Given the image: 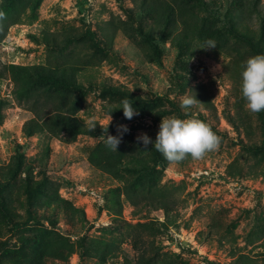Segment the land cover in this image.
Wrapping results in <instances>:
<instances>
[{
    "label": "rangeland",
    "instance_id": "obj_1",
    "mask_svg": "<svg viewBox=\"0 0 264 264\" xmlns=\"http://www.w3.org/2000/svg\"><path fill=\"white\" fill-rule=\"evenodd\" d=\"M203 1L210 8L205 13L200 12L201 22L193 25V18L184 17L188 29L193 27L194 46L180 51L169 39L163 40L161 65L146 62L140 49L143 45L138 39L127 40L121 35L114 41V53H99L85 36L61 50H48L31 39L44 30L84 33L89 28L99 31L104 22L126 21L121 8H131L130 0H44L35 20L8 30L0 41L1 72L10 64H65L76 56L87 60L90 68L85 74L91 78L94 91L77 99L73 115L85 125H112L116 136L117 126L125 125L127 133L137 142L130 144L121 138L114 151L104 140L84 135L69 143L62 139L52 140L45 162L47 171H41L32 162L41 147L39 137L26 140L21 133L23 124L32 115L14 101L12 83L3 73L0 99L5 105L0 113V183L4 182L7 170H12L15 146L23 148L21 152L27 168L21 169L3 189L5 206L14 220L8 227L0 216V264H126L125 260L134 263L138 256L130 239L143 232L133 228L137 224L159 228L152 240L153 249L158 248L160 258L168 264H232L239 255L256 264H264V150L253 154L242 149L250 143L259 145V122L256 113L246 108L243 97L236 107L235 89L227 76L230 57L243 63L252 55L245 46L228 39L221 25L210 18L212 10L218 12L217 4L223 5L225 1L223 14L238 25L257 34L260 20L244 0ZM258 9L264 18V0L258 2ZM180 28L181 24H177L174 33ZM203 31L206 42L214 41L215 48H203L205 42L199 49L198 38ZM262 50L264 54V36ZM103 86L127 90L143 101L145 109L141 112L136 109L138 114L130 120L124 117L121 109L118 116L111 114L108 109L120 108L124 99L102 93ZM198 86H204L211 95L213 110L191 109V116L201 118L213 129L221 138L219 147L199 160L189 155L163 170L158 167L133 186L134 191L155 192L158 196L154 194L153 201L162 197L171 200L173 211L169 222H165L161 211L151 207L134 214L123 196L120 197L122 210L118 211L111 190L122 189V183L93 168L87 162L85 149L101 145L125 159L133 158L149 165L152 145L145 149L137 137L147 134L154 142L162 118H184L182 99L196 94ZM76 95L69 96V106ZM172 104H176L179 113L173 111ZM205 170L207 175L201 174ZM129 177L123 179L128 182ZM41 180L43 183L39 187L37 184ZM26 191L35 192L29 201ZM55 192L83 211L84 223L59 212L53 213L50 223L42 220L49 216V198ZM28 207L37 216L38 224L28 222L24 225V211ZM16 222L21 227L14 231L12 226ZM80 238L93 241L94 248L85 259L80 258L76 244L66 263L52 261L41 253L48 243L62 240L76 243ZM114 239L120 242L118 258H112L106 248Z\"/></svg>",
    "mask_w": 264,
    "mask_h": 264
},
{
    "label": "trees",
    "instance_id": "obj_2",
    "mask_svg": "<svg viewBox=\"0 0 264 264\" xmlns=\"http://www.w3.org/2000/svg\"><path fill=\"white\" fill-rule=\"evenodd\" d=\"M44 0H1L0 3V41L4 40L8 30L25 22H31L37 18V12ZM131 8H121L122 13L126 17V21L104 22L99 31L86 29L84 33H73L69 31L50 32L44 30L37 37L32 36L34 43L43 46L48 50H55L68 46L71 42L76 41L82 36L88 37L96 51L104 53H114L113 45L117 36H123L127 40L133 39L140 41L143 45L140 49L144 59L149 64L161 65V57L163 50L160 44L163 40L169 39L178 50L183 51L194 46L193 34L191 28L188 29L187 20L193 18V25L201 22L199 16L200 12H204L210 8L207 2L203 0H130ZM260 0H244L247 6L259 16L258 32L250 31L245 26L238 25L231 17L223 14V5L217 4L216 9L212 10L213 16L210 18L212 22L221 25L222 33L231 41H235L245 46L251 55L263 54L262 43L264 36V18L258 9V2ZM202 16V14H201ZM186 19H185V18ZM181 24L179 32L174 33L173 28ZM205 31L201 32L198 38L199 49L200 44H204ZM62 48V49H63ZM230 57L227 64V76L231 80L235 89L236 107L240 105V72L242 63ZM90 66L88 61L78 56L73 57L65 64L46 63L40 65H14L10 64L3 67V72L0 71V79L2 74H6L12 83V97L16 103L26 108L32 115V118L26 121L21 129L22 137L30 139L35 136L39 137L40 150L32 159L41 171H47L46 161L50 148V141L62 139L69 143L77 136L84 135L87 137L104 140V128L96 123L85 125L78 120L73 114V107H75L77 99L82 98L83 95L94 91V85L91 83L85 72ZM85 84V85H84ZM102 93H107L112 96H117L121 99H129L133 103V107L140 112L145 109L142 105L143 101L122 88L116 86H103ZM180 91H184V85L181 86ZM195 98L200 102L192 107L195 111H210L213 110L211 103V95L204 86H198L196 89ZM77 93L76 98L71 106H69V96ZM5 105V102L0 99V113ZM173 111L179 113L176 104H172ZM240 110V109H238ZM108 111L117 115L122 112L119 109L110 107ZM169 113V112H165ZM192 113L190 112V115ZM116 116V117H117ZM259 122V129L261 133L259 145L250 143L243 146V150H248L249 153H259L264 150V111L256 113ZM0 114V121H1ZM201 119V118H200ZM202 120V119H201ZM204 121V120H203ZM243 123L245 121L242 120ZM93 125H95L94 128ZM213 130V129H212ZM115 128L110 125L107 126V134L116 136ZM246 136L249 134H245ZM122 139L127 143L134 144L135 141L132 135L124 133ZM249 139V138H248ZM23 148L15 146V156L12 170L8 169L4 177V182L0 183V216L4 219L6 226L14 220V216L9 209L6 208L3 199V189L8 185L13 177L21 170L26 169L24 164V155L21 152ZM88 151L87 162L100 173L108 175L112 179L118 180L122 183V189H113L112 201L118 211L122 210V202L120 197H124L125 203L133 208L134 214L146 208H153L163 213L165 222H169L170 214L173 211V202L168 198L162 197L153 201L155 192L145 191L141 189L134 191L133 186L143 176H149L156 168L163 170L165 167L171 165L155 147L151 146L150 159L151 163L146 165L143 161L125 159L121 154L108 151L101 145L99 147L85 149ZM26 171V170H24ZM131 178H130V177ZM124 177H129L131 180L126 181ZM43 180L37 185L41 187ZM147 192V193H146ZM26 199L29 201L33 195V191H26ZM157 195V194H156ZM158 196V195H157ZM48 208L50 210L49 216H45L42 220L50 223V217L53 213H62L66 216L77 217L81 224L85 222L82 210L75 208L71 202L59 197L57 192L52 194L49 198ZM26 223L34 222L38 224V218L30 207L24 211ZM41 220V221H42ZM21 227L20 223L14 224L12 230L16 231ZM160 227V226H159ZM142 233H136L131 237L130 245L137 254L134 263L125 260L126 264H168L163 258H160L159 249H153V239L158 235L159 228H154L151 224H137L133 227ZM149 239L151 241H149ZM119 241L114 239L110 241L106 248L107 252L112 258L119 256ZM76 247L80 253V258L85 259L90 250H93V241H87L80 238V240L73 243L68 240L48 243L43 246L41 253L52 261L66 263L68 258L74 253ZM119 250V251H118ZM115 252V254H113ZM212 264V263H208ZM232 264H256L252 259H246L238 256L232 261Z\"/></svg>",
    "mask_w": 264,
    "mask_h": 264
},
{
    "label": "clouds",
    "instance_id": "obj_3",
    "mask_svg": "<svg viewBox=\"0 0 264 264\" xmlns=\"http://www.w3.org/2000/svg\"><path fill=\"white\" fill-rule=\"evenodd\" d=\"M215 42L208 40L203 48H215ZM240 92L245 100L246 108L252 113L264 111V54H255L248 57L241 65ZM127 98L121 102V109L126 119H132L138 112L133 103ZM199 101L195 95L185 96L182 99L181 108L185 117H165L160 120L155 141L141 134L137 137L142 146L147 149L151 144L170 163H179L189 155L194 160L205 157L207 153L215 151L221 138L203 120L189 115L190 110ZM200 103V102H199ZM111 116L109 114L110 123ZM107 124V125H108ZM93 125L92 128H94ZM118 135L107 134V127L104 128V141L106 145L116 151L121 142L122 135L128 132L125 125L117 126Z\"/></svg>",
    "mask_w": 264,
    "mask_h": 264
},
{
    "label": "built area",
    "instance_id": "obj_4",
    "mask_svg": "<svg viewBox=\"0 0 264 264\" xmlns=\"http://www.w3.org/2000/svg\"><path fill=\"white\" fill-rule=\"evenodd\" d=\"M201 174L207 175V171L205 170V171L201 172Z\"/></svg>",
    "mask_w": 264,
    "mask_h": 264
}]
</instances>
